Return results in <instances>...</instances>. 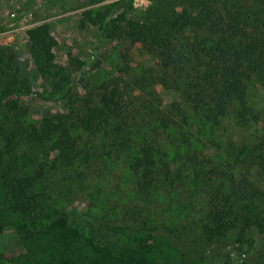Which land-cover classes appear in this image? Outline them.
Masks as SVG:
<instances>
[{
	"label": "trees",
	"instance_id": "obj_1",
	"mask_svg": "<svg viewBox=\"0 0 264 264\" xmlns=\"http://www.w3.org/2000/svg\"><path fill=\"white\" fill-rule=\"evenodd\" d=\"M131 2L114 0L85 18L161 58L153 78L179 96L166 105L159 94L141 103L107 86L74 99L71 76L51 60L55 43L44 24L25 33L35 68L50 79L46 92L33 88L13 47L0 45V232L12 229L23 245L10 264H168L230 244L264 264V189L256 182L264 179V108L252 99L258 84L264 101V0H150L137 17L127 15ZM27 94L61 99L67 114L28 121V107L13 101ZM94 139L148 199L180 186L190 201L199 196L198 235L137 207L88 222V236L69 226L68 212L42 186L40 155L68 175L89 164Z\"/></svg>",
	"mask_w": 264,
	"mask_h": 264
},
{
	"label": "rangeland",
	"instance_id": "obj_2",
	"mask_svg": "<svg viewBox=\"0 0 264 264\" xmlns=\"http://www.w3.org/2000/svg\"><path fill=\"white\" fill-rule=\"evenodd\" d=\"M29 1L32 2L26 14L18 21L9 22ZM112 1L114 0H101L96 3L90 0H0V45L13 47L18 60L31 74L33 88L46 92L50 79L35 68L28 53L25 33L29 27L44 24L50 39L55 43L51 60L55 67L71 76L70 91L74 99L82 97L87 91L99 92L101 87L107 86L133 95L141 103L148 100L151 93L159 94L162 105H166L172 96L176 97V93L173 89L158 84L153 78L161 66V58L147 52L139 43L131 44L124 37H107L99 31L98 24L85 18L89 10ZM149 3L150 0H132L127 15L137 17ZM117 13L116 11L112 15ZM90 15L93 17L95 12L91 11ZM77 64L81 66L77 67ZM255 87L252 99L261 111L264 101L258 84ZM14 97V102L28 107L27 120L31 122L40 121L45 116L67 114L63 101L50 95L41 97L27 94ZM176 98L179 99V96ZM234 131H238L237 138L242 135L239 133L240 129ZM163 139L161 135L159 140L162 142ZM101 141L93 140L94 153L89 164L76 170L71 168L68 175L52 167V158L40 155L47 164L42 186L52 193L56 205L68 212L69 226L83 230L85 236H88V222L95 221L98 225L104 215H122L128 209L137 207L142 215H148L156 222L173 224L190 237L198 235L201 229L200 203L197 201L199 196L190 201L188 189L180 186L175 188L176 191H161L148 199L135 191L133 184L121 176L117 157L107 155ZM78 172L82 174L80 177L77 176ZM256 182L264 189V179ZM178 199L183 200L182 205L177 202ZM184 226L189 232L186 228L183 229ZM228 240L232 241L231 238ZM230 246L231 244L227 248L214 249L203 254L178 256L168 264L249 262L247 255H239ZM22 250L23 245L15 232L4 228L0 232V264H10L14 256Z\"/></svg>",
	"mask_w": 264,
	"mask_h": 264
}]
</instances>
